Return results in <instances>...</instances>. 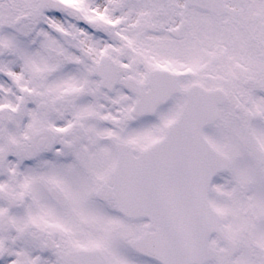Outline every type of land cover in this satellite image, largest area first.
Masks as SVG:
<instances>
[{"label":"snow or ice","instance_id":"obj_1","mask_svg":"<svg viewBox=\"0 0 264 264\" xmlns=\"http://www.w3.org/2000/svg\"><path fill=\"white\" fill-rule=\"evenodd\" d=\"M0 264H264V0H0Z\"/></svg>","mask_w":264,"mask_h":264}]
</instances>
